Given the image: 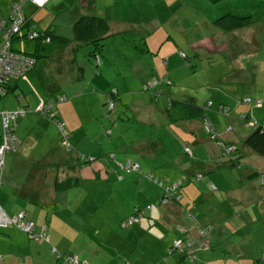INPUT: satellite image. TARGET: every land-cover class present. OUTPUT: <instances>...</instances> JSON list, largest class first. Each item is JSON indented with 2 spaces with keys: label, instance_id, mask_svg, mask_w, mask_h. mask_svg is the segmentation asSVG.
Here are the masks:
<instances>
[{
  "label": "crops",
  "instance_id": "obj_1",
  "mask_svg": "<svg viewBox=\"0 0 264 264\" xmlns=\"http://www.w3.org/2000/svg\"><path fill=\"white\" fill-rule=\"evenodd\" d=\"M64 1L76 4V19L80 15L95 14L108 21L106 39L113 37L112 45L118 46L120 54L104 57L100 64L102 67L118 66L120 73L121 68L131 70L134 75L132 83L137 86V82L140 86L129 93L132 95L133 105L143 98L144 95L140 94L141 86L151 79L162 81L161 93L164 99L190 100L195 104L201 100L203 107L211 101L209 108H205L206 115L214 125L218 137L225 143L234 145L237 150L224 155L216 139L204 130L202 119L195 118L182 121L185 124L181 126L182 132L179 131L181 140L177 145L184 157H177L179 162L173 165L169 163L174 160L173 156L171 159L162 158L151 146L139 148L132 155L133 159L127 158L124 161L120 160L126 155L118 159L115 154L113 157L105 154L104 161L97 162L95 159L98 155L91 157L78 153L84 159V164L79 166L78 178L73 179V172L63 170L59 165L56 171L47 167L40 170V178L32 183H26V177L23 176L13 181L11 173L8 176L11 180L2 184L4 156L0 165L1 207L10 216L24 211L26 217L33 222L35 231L39 232L44 228L49 237L48 241L39 242L17 227L0 226V264H68L63 263L62 258L69 255H75L88 264H262L264 184H259L253 176L264 171V157L243 145L242 140L249 132L243 114H247L251 120L264 123V10L253 15L251 5L237 8L238 1L200 0L197 5L202 8L199 12L201 15L194 16L186 8V3L196 1L152 0L157 10L155 18L138 24L131 20L130 15L134 10L129 8L126 15L110 13L115 0H100L102 6L99 13L93 12L98 0ZM64 1L49 0L42 8L26 3L24 14L36 26L37 19L46 17L55 7L64 8ZM11 2L12 0H0V17L8 16ZM133 4H137L138 11L140 0H133ZM85 11L91 13H84ZM226 13L250 16L251 22L236 29L220 28L214 20ZM135 18H138L137 14ZM76 19L74 16L72 20ZM73 23L70 22L71 32ZM206 31L210 33L207 34ZM47 32L52 35L54 27L51 26ZM217 36L220 39L217 40ZM165 38L171 39L172 43L163 45ZM110 41L112 42L111 39ZM71 43L77 45L75 40H70L69 44ZM140 43L144 49H139L137 45ZM173 45L176 49L172 48ZM236 45L238 50H235ZM217 53H224V59L229 62L225 66L226 71L220 75L221 87L216 81L213 82L214 90L204 97L211 100L205 102L203 98L190 95L189 99L181 97V90L173 85L171 78L181 76L183 67L190 66L192 61L195 65L200 56L205 58L201 65L204 72L206 68L209 69L212 58ZM241 56H244L245 62L239 60ZM72 60L74 59L71 58L70 61ZM102 77L103 74L95 73L88 78L86 85L100 86L104 82ZM122 77L127 78L124 75ZM18 88L17 79L11 77L8 91L2 95L5 97H0L1 108L13 110L24 107V104H32V110L38 113L37 119L42 121V127L47 129L50 123L57 133L58 143L66 151L82 150V140L86 141V138L81 129L83 119L80 114H76V118L64 105L58 111H53L71 132L67 147L62 141L56 118L43 115L36 109L39 97H34L30 103V100L23 102L20 95L16 100L8 95ZM100 90L101 95L90 94L96 97L98 104L100 101L102 103L104 94L108 91L102 87ZM71 94L73 99L86 100L79 96L80 93ZM147 95L155 99L151 93ZM246 98L253 102L245 101ZM255 99L261 101V106H255ZM220 105L229 108L226 114L217 111ZM98 115L101 116V112ZM117 117L112 118V121ZM18 119L19 117L11 123L15 128L18 124L24 125L23 118L19 123ZM78 120L80 122L77 123ZM94 120L95 117L91 116L89 121L84 122L93 125ZM0 126L2 134L1 119ZM78 131L82 135L79 141H75ZM19 144L20 141L18 146ZM187 145L192 149L193 156L185 154L183 147ZM86 156L91 159L85 160ZM141 156L146 159L137 158ZM127 160L138 162V169H124L122 164ZM113 162L117 166L115 169L111 167ZM53 164L57 162H48L46 166ZM221 164L222 167L219 166ZM147 167L150 168L149 171L146 170ZM222 168L223 172H218ZM152 170H156L162 177L154 175ZM198 173H202L200 178L196 177ZM150 174L152 177L148 178L147 175ZM224 178H229L228 182ZM66 179L74 180L71 187L61 189L55 186L56 182ZM179 180L183 182L180 189L182 197L176 202L172 200V193L165 194L162 189ZM96 181H114L124 188L133 183V186L137 185V198L133 199L131 191L127 189L119 194V200L115 203H106L102 199L97 206L95 202L101 195L87 191L82 194L83 191L76 190L83 183ZM163 195L167 196V200L160 203ZM186 210L194 212L200 223H208L214 228L210 235L211 248L196 253L194 261H190L184 254L167 252L172 240L181 234L179 229L186 226ZM134 213L140 216V221L122 226L121 222ZM259 219L262 220L260 225L257 224Z\"/></svg>",
  "mask_w": 264,
  "mask_h": 264
},
{
  "label": "rangeland",
  "instance_id": "obj_2",
  "mask_svg": "<svg viewBox=\"0 0 264 264\" xmlns=\"http://www.w3.org/2000/svg\"><path fill=\"white\" fill-rule=\"evenodd\" d=\"M192 1L196 2H187L186 8L194 16L201 15L199 12L202 8L197 5V2L200 0ZM230 1H238L239 4L237 8L251 5V13L253 15L264 10V0H245L243 3H241L240 0ZM136 5L137 4H133V0H115L114 6L110 7V13L114 15H126L128 14L129 8L131 11L134 10V13L130 15L131 20L138 24L155 18L157 10L152 0H140L138 11ZM95 6L96 9L93 10V12L99 13L102 2L98 0L94 7ZM84 13L91 12L85 11ZM136 14L138 17L137 19L135 18ZM76 15V4L64 1V8L55 7L46 17L37 19V27L34 25L36 30L41 33L48 31L51 26L54 27L55 32L52 33V35L50 34L51 32L48 33L52 36L53 40H48L46 37L40 38L39 40L24 39L23 41L13 39V50H24L27 55L35 58L37 62L33 69L26 73V78L15 77L19 88L9 92L8 95L13 96L15 100L20 95L23 102L30 100L31 103L34 97L37 96L38 98V93L46 102H55L52 108L53 111H58L64 105V107L73 113L76 118H78L76 114H80L83 119L81 129L86 141L85 139L82 140V143H84L82 145V150L73 149L66 151L58 143V137L54 127L49 123V128H43L42 121L37 119L39 116L38 113L32 110L34 106L32 104H24L26 110L31 109L32 111H28L17 120L19 123V120L23 118L22 121L24 124L23 126H19L18 124L14 132L20 144L17 150L5 154L4 168L1 174L2 184L11 180L10 177H8L11 173L13 174V181L23 176L26 177V183H32L36 178H40V170L47 167L53 168V170L56 171V167L59 165L63 170H71L73 172V179L78 178L79 166L84 164V159L80 157V155L78 156V153L90 155L91 157H93V155H98L95 159L97 162H103L105 154H115L118 159L126 155L120 160L124 161L127 158L133 159L132 155H134V152L140 150L139 148H149V146H151L162 158L167 157L171 159L173 156L174 160L169 162L171 165L179 162L177 157L178 159L179 157H184L177 142L181 140L179 131H181V128H183L181 126L185 123H171L168 121L165 115L167 101L163 96L155 101V99L149 98L147 93L140 92V94L144 95L143 98L133 105L132 95L129 93L136 87L140 88V86L136 81L137 86L132 83L134 75L131 70L121 68L122 72L120 73L118 66L115 65L102 67L101 64H99L97 66L94 56L90 54L94 49L92 43L80 42L78 45H74L73 43L63 45L59 41L57 36L60 35L68 40H72L70 22L73 23L72 21H75L72 19H74V16L76 19ZM138 31L139 30H136V32ZM206 33L208 34L210 31H206ZM218 39H220L219 36H217V40ZM167 42L172 43V40L165 38L163 45ZM255 43H258V40H255ZM101 44L102 46L99 50L101 59L108 56H118L120 54L118 46L115 44L112 45L113 37L104 39L101 41ZM172 48L176 49V46L173 45ZM235 50H238V45L235 46ZM224 57V53H217L213 56L209 69L206 68L203 72L201 65L205 62V58L200 56V58L196 60L195 65L192 61L190 66L183 67L184 69L181 71V76L171 78L173 85L181 90V97L189 99L188 96L190 95L198 99L203 98L205 102L211 100V98L204 97L214 90V86L212 85L213 82L216 81V83L220 85L219 83L222 79L220 75L226 71L225 66L229 62L224 59ZM71 58L75 59V62H70L69 60ZM239 60L245 62L244 56H241ZM77 67L82 68L83 77L80 80L74 81L73 78L78 72ZM95 73L97 75L103 74L102 78L104 82L100 86L95 84L87 86L86 82L88 78ZM122 75L127 76V78L124 79ZM100 87L108 91L113 88L118 91V97L114 101L116 104L115 110H110L107 104H104V101H102V103L100 101L98 104L95 99L96 97L90 95L99 93L101 95L102 92ZM35 91H37V93H35ZM71 93H80L81 95L79 96L85 97L86 100L73 99ZM64 96L67 100L59 102L60 97ZM4 97L5 96H2L1 99ZM198 101V105H201L202 101ZM147 106L149 107L145 108ZM0 110H4V108L0 106ZM147 110L149 111L147 112ZM98 112H101V116L98 115ZM145 112H147V115H145ZM109 114H111V116L107 117L106 115ZM91 116L95 117L93 125L84 122L89 121ZM116 117L118 118L116 119L117 121L114 120L112 122L111 118L114 119ZM220 117L224 118L222 116ZM105 119H110L111 121L107 123ZM78 122L80 121L78 120L77 123ZM109 128H111L112 134L106 135L104 131ZM70 133L71 132H69V135ZM81 135L82 134L78 131L75 134V141H79ZM143 157L145 158V156L137 158L142 160L144 159ZM220 157L222 158L221 154ZM48 162H57V164L46 166ZM219 166L222 167L223 165L221 164ZM111 167L115 169L117 166L113 162L111 163ZM146 170L149 171L150 168L147 167ZM223 170L224 168L220 169L218 172H223ZM151 172L158 177L161 175L156 170H152ZM163 179L164 181L166 180L165 178ZM228 179L229 178H224V181L228 182ZM164 184L166 185L165 182ZM136 188L137 185L133 186V183L127 188H124L114 181L108 183L96 181L93 183H83L81 186L77 187L76 190L83 191L82 194L87 191L89 193L101 195L102 197H99V200L95 202L98 206L101 204L102 199L105 200L106 203H115L119 200V194L127 189L131 191L133 199H135V197L137 198ZM172 200H174L173 197ZM127 203L128 202H126V205H128ZM261 221L262 220L259 219L257 224L260 225ZM255 228H258V226ZM232 239H235V236H232Z\"/></svg>",
  "mask_w": 264,
  "mask_h": 264
},
{
  "label": "trees",
  "instance_id": "obj_3",
  "mask_svg": "<svg viewBox=\"0 0 264 264\" xmlns=\"http://www.w3.org/2000/svg\"><path fill=\"white\" fill-rule=\"evenodd\" d=\"M90 3H92V2H90ZM250 22H251L250 16H237V15H233L231 13H226L224 15H221L220 17H218L214 20V23L218 27L226 28V29H236V28L242 27L245 24H248ZM108 30H109L108 21L105 18H103L99 15H95V14L80 15L72 25V35H73L72 40H75L77 42V45L80 42L92 43V45H94V49L90 52V54L94 56L97 66L101 63V57L99 55V53H100L99 50L102 46L101 41H103L104 39L107 38ZM48 33L49 32L45 31L43 36L40 38L46 37L48 40H53L52 36L49 35ZM57 37L63 45H67L70 42V40H68L64 37H60V36H57ZM40 38H37L35 40H39ZM137 46L139 47V49H144L143 45L141 43L138 44ZM70 62H75V59L70 61ZM77 71H78L77 74L73 78L74 81L80 80L82 75H83L82 68L77 67ZM25 78H26V75H25ZM153 81L156 82L154 84V86L147 87V85ZM9 82H10V80L4 85V87H3L4 93L1 94L0 97L2 95H4L6 93V91H8L7 88H9ZM161 83H162V81L159 79L151 80V81L142 85L141 91L144 93H151L152 96L157 101V99L162 96ZM35 93H37V91H35ZM37 95L39 97V103H38L39 105L41 103L42 105L43 104L44 105L51 104V106H44L42 109H39L38 108L39 105H37L36 109L38 108L37 110H39L43 115L55 117L56 119H58L57 114H55V112H53V109H52L55 102H46L45 100H43L40 97V95L38 93H37ZM117 97H118V91L116 89L113 88L110 91H107L103 97L104 98V100H103L104 104H107V106H108V102L111 101L113 104V107L112 108L108 107V108L110 110H115L114 108H115L116 104L114 101L117 99ZM65 100H66L65 96L60 97L59 102H62ZM255 100H257V99H255ZM166 101H167L166 102L167 106L165 107V115H166L168 121H172V122L174 121V123H175V122H182L186 119L187 120L188 119H195V118L202 119V124H203L204 130L207 131L211 136H213L216 139V141L218 142V140H219L218 136L219 135L215 131L214 125L209 120L208 116L206 115V109L209 108L211 101L208 102L207 105L204 107H203V105H198V104H195V103H193L191 101H187V100H171V99L167 98ZM251 102H253V101H251ZM254 104H255V101H254ZM260 104H261V101H260ZM20 108H22L24 110L23 115H25L28 110H26L24 107H20ZM226 110L227 111L229 110V108L226 105H220L217 108V111L223 115L226 114V112H227ZM106 116L110 117L111 115L109 114ZM243 119L246 120V123L248 122V120H251L247 114H243ZM111 120H113V119L111 118ZM105 121L108 123L107 119H105ZM207 121L210 123L211 127H213V129H214L213 133L207 129V127H206ZM251 121H255V120H251ZM246 127H248L249 132L243 138L242 144L247 146V147H250L257 154L264 157V123L256 122L253 127L247 126V125H246ZM14 128L12 131L13 134H14ZM104 133L106 135H110L112 133L111 128L105 130ZM1 136H2V134H1ZM217 145H218V143H217ZM218 147H219V145H218ZM188 148L191 150V148L189 146H188ZM219 148L223 151V149L221 147H219ZM235 149L237 150V148H235ZM236 150H234V153L236 152ZM110 156L113 157L114 154H111ZM90 159H91L90 157L85 158V160H90ZM262 172L264 173V171L258 172L256 174H254L253 177H255L257 179ZM199 174L202 176V173H198L197 175H199ZM197 175H196V177H197ZM73 181H74L73 179H69V180L66 179L62 182H58V183L56 182L55 186L59 187L61 189H66L67 187H69V186L71 187L73 185ZM174 182L176 183L177 181H173V183ZM178 182L179 183L176 186L175 192L172 193L173 198L176 202H179L181 197H182V193L180 192V189L182 188L183 182L180 180ZM162 190H164V188ZM164 193H165V191H164ZM176 195L178 196V198ZM162 198H166V197H164V195H163ZM161 201H162V199L160 200V203H161ZM185 214H186L185 215L186 226H184L182 229H179L181 234H179L177 237H175L173 239V241L171 242L170 246L167 249V252L169 254H172L174 252L181 253V254H184V256H186V258H188L190 261H194V259L196 257L195 256L196 253H198L200 251L209 250L211 248V246H210L211 245L210 244V241H211L210 235H211L212 231L214 230V228L212 225H210L208 223H205V224L200 223L196 218V214L194 212H192L191 210H186ZM134 215H135V213H134ZM139 221H140V219H139ZM206 232H208V233L205 235ZM191 237L194 239L192 241H195V245H186L182 242L181 246L179 245L178 247L175 248L174 242L176 240L181 239V241L182 240L185 241ZM201 242H204L203 246H199V244H201ZM260 261L262 262V264H264V254L260 257Z\"/></svg>",
  "mask_w": 264,
  "mask_h": 264
},
{
  "label": "built area",
  "instance_id": "obj_4",
  "mask_svg": "<svg viewBox=\"0 0 264 264\" xmlns=\"http://www.w3.org/2000/svg\"><path fill=\"white\" fill-rule=\"evenodd\" d=\"M48 0H13L11 4L10 14L7 18L0 17V95L4 93L3 87L4 85L10 80L11 77H24L26 72L29 71L35 64V58L32 56L27 55L22 49L13 50L12 41L13 39H37L43 36L39 31L33 29L32 26L25 28L27 25L26 18L23 12V6L25 3H31L36 7H42ZM156 82H150L147 87L154 86ZM146 87V86H145ZM250 98H246L245 101H250ZM255 105L260 106V100H255ZM44 106H51L42 105L40 103L39 109H42ZM108 107L112 108L113 104L111 101L108 102ZM225 111V110H224ZM227 111V110H226ZM24 110L22 108H17L14 110H0L1 115V125H2V136L0 142V165L2 164L3 157L5 153L9 151H14L19 143L17 137L12 133L13 126L11 125L12 122L22 116ZM227 113V112H226ZM56 123L60 127L61 137L63 143L68 147V138L69 133L65 127V124L58 119H55ZM255 121H249L246 123L247 126L253 127L255 125ZM206 127L210 132H214L213 127H211L210 123L207 121ZM218 145L223 149L224 154L229 155L234 152L235 147L231 144H227L223 142L221 139L218 140ZM185 150L188 154H191V151L188 147H185ZM124 169L127 170H137L139 165L138 162H132L127 160L124 164H122ZM148 178H151L152 175H147ZM198 178L201 175H197ZM157 179H155L156 181ZM257 181L260 184H264V173L262 172ZM161 182L159 181V184ZM179 182L169 184L168 186H164L165 194L170 192L174 193L176 186ZM177 196V195H176ZM164 197H167L164 195ZM178 198V196H177ZM176 198V199H177ZM167 198H163L162 201L165 202ZM139 216L137 214L131 215L125 218L121 224L122 226H129L135 222L139 221ZM12 225L17 227L20 230L26 232L30 238L35 241H48V235L44 232V228H41L39 232L35 231V227L33 222L28 219L25 215L24 211H19L13 216L8 215L0 205V226H9ZM208 232L205 233V235ZM202 235V234H201ZM192 237L188 238L185 241H181L178 239L174 242L175 248L179 245H182V242L186 245H195V241ZM204 242H201L199 246H203ZM2 256L0 255V260ZM63 263L68 264H88L87 261L80 260L75 255H69L67 257L62 258Z\"/></svg>",
  "mask_w": 264,
  "mask_h": 264
},
{
  "label": "clouds",
  "instance_id": "obj_5",
  "mask_svg": "<svg viewBox=\"0 0 264 264\" xmlns=\"http://www.w3.org/2000/svg\"><path fill=\"white\" fill-rule=\"evenodd\" d=\"M49 1V0H48ZM47 1V2H48ZM12 2H13V0H12ZM12 2H11V4H12ZM47 2L42 6V7H44L46 4H47ZM26 4V3H25ZM24 4V5H25ZM31 4V3H30ZM31 5H33V4H31ZM34 6V5H33ZM34 7H36V6H34ZM42 7H36V8H42ZM10 9H11V5H10ZM10 9H9V14H10ZM23 12H24V6H23ZM9 14H8V16L7 17H9ZM25 15V14H24ZM7 17H1V18H7ZM25 18H26V22H27V25L25 26V28H28L29 26H32L33 27V29H35L36 30V28H35V26L32 24V23H30V19H28L26 16H25ZM41 33V32H40ZM41 34H44V32L43 33H41ZM15 39V38H14ZM17 40H19V39H17ZM24 39H22V41H23ZM29 40H35V39H29ZM13 42V41H12ZM12 46H13V43H12ZM35 62H36V60H35ZM35 65V64H34ZM33 68V67H32ZM31 68V69H32ZM30 69V70H31ZM220 139V138H219ZM222 140V139H221ZM223 141V140H222ZM224 142V141H223ZM228 144V143H227ZM232 145V144H231ZM189 145H187V146H185V147H188ZM234 146V145H233ZM185 147H183V149H184V152L187 154V155H189V156H193V151H192V149L190 150L191 151V154H188L187 152H186V150H185ZM224 153V152H223ZM224 155H226V154H224ZM227 156V155H226ZM257 180V179H256ZM258 182V181H257Z\"/></svg>",
  "mask_w": 264,
  "mask_h": 264
}]
</instances>
